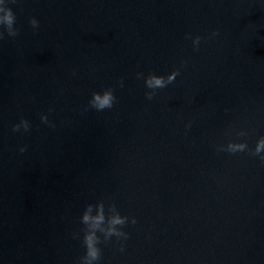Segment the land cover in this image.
<instances>
[{
	"label": "water",
	"instance_id": "1",
	"mask_svg": "<svg viewBox=\"0 0 264 264\" xmlns=\"http://www.w3.org/2000/svg\"><path fill=\"white\" fill-rule=\"evenodd\" d=\"M5 5L19 31L0 38V264H79L82 213L101 203L137 223L99 264H264V163L220 151L264 135V0ZM176 68L149 100L143 75ZM109 87L112 108L88 105Z\"/></svg>",
	"mask_w": 264,
	"mask_h": 264
},
{
	"label": "clouds",
	"instance_id": "2",
	"mask_svg": "<svg viewBox=\"0 0 264 264\" xmlns=\"http://www.w3.org/2000/svg\"><path fill=\"white\" fill-rule=\"evenodd\" d=\"M16 16L13 10L5 5V0H0V38H3L4 33L10 37H15L18 34L19 29L15 26ZM33 29H36L39 25V21L32 17L29 21ZM217 33L214 31L206 39H210ZM191 36V34H189ZM193 43L196 45L194 50H198L200 47V42L202 37L200 35L192 36ZM184 63V62H182ZM180 72L179 68L172 70L167 76L158 75L154 72H150L148 75H143L138 73L137 75H143L144 86L149 91L145 92V96L151 100L156 93L157 89L165 88L168 84L172 83ZM121 86L122 82H121ZM116 100L113 88H105L101 91H94L88 100V105L97 111H103L104 109H110ZM49 112L52 109L48 110ZM40 120L50 127H55L53 121L49 120L47 113L40 114ZM186 125V127H189ZM31 127V122L20 117L19 121L12 125L13 132H19L23 130L28 132ZM241 136L246 135L245 132L240 133ZM26 146H21L19 151L24 152ZM223 152H228L232 154L237 153H247L251 157H258L259 160L264 163V135L257 137L254 146H250L247 140L241 139H230L227 142L226 147L222 150ZM81 223L85 225L82 232V244L84 248V253L80 257L79 264H99L101 260V243L111 240L113 237L116 238L120 243V251H124L125 241L129 237V233L125 231V227L128 224L135 225L137 223L134 216L123 215L120 211H116L113 208L112 214L108 217L105 216L103 204H97L95 206V211L93 206L89 204L84 210L81 216ZM103 237V239H102Z\"/></svg>",
	"mask_w": 264,
	"mask_h": 264
}]
</instances>
